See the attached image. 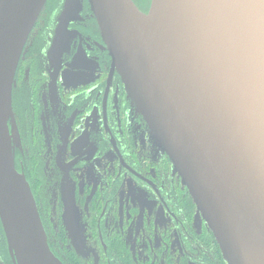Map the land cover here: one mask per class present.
Segmentation results:
<instances>
[{
    "label": "water",
    "instance_id": "obj_1",
    "mask_svg": "<svg viewBox=\"0 0 264 264\" xmlns=\"http://www.w3.org/2000/svg\"><path fill=\"white\" fill-rule=\"evenodd\" d=\"M88 1L112 67L227 264H264V0H150L145 13L133 0ZM45 2L0 0V220L14 264H61L7 126L17 63Z\"/></svg>",
    "mask_w": 264,
    "mask_h": 264
},
{
    "label": "flooded vegetation",
    "instance_id": "obj_2",
    "mask_svg": "<svg viewBox=\"0 0 264 264\" xmlns=\"http://www.w3.org/2000/svg\"><path fill=\"white\" fill-rule=\"evenodd\" d=\"M133 1L148 11L150 0ZM65 3L46 0L26 39L7 120L50 251L61 264H227L112 67L89 1ZM0 264H14L1 220Z\"/></svg>",
    "mask_w": 264,
    "mask_h": 264
}]
</instances>
